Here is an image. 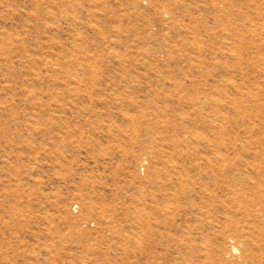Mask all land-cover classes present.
<instances>
[{
    "label": "rangeland",
    "instance_id": "374dc122",
    "mask_svg": "<svg viewBox=\"0 0 264 264\" xmlns=\"http://www.w3.org/2000/svg\"><path fill=\"white\" fill-rule=\"evenodd\" d=\"M0 264H264V0H0Z\"/></svg>",
    "mask_w": 264,
    "mask_h": 264
}]
</instances>
